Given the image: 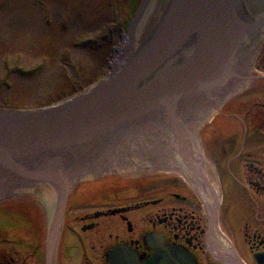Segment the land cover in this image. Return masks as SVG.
I'll return each instance as SVG.
<instances>
[{
  "label": "flooded vegetation",
  "instance_id": "af4514ba",
  "mask_svg": "<svg viewBox=\"0 0 264 264\" xmlns=\"http://www.w3.org/2000/svg\"><path fill=\"white\" fill-rule=\"evenodd\" d=\"M248 1L242 0V16L254 22L264 15V2ZM261 29L253 77L222 102L209 96V105L219 108L198 128L196 141L173 126L177 155L160 159L162 172L131 178L110 169L125 163L133 150L119 141L90 166L98 168L96 173L72 176L55 250L58 264H112L108 252L120 244L134 248L142 260L153 252L146 242L151 233L192 254L197 264H264V25ZM10 69L0 61V78ZM52 200L57 207V195ZM40 214L46 237L33 240L30 232L21 244L12 223L27 218L36 230ZM54 219L35 193H11L0 200V242L11 246L0 262L40 264L43 247L46 264ZM27 244L33 246L28 255L21 248Z\"/></svg>",
  "mask_w": 264,
  "mask_h": 264
},
{
  "label": "water",
  "instance_id": "95a60500",
  "mask_svg": "<svg viewBox=\"0 0 264 264\" xmlns=\"http://www.w3.org/2000/svg\"><path fill=\"white\" fill-rule=\"evenodd\" d=\"M152 1L142 0L130 19L126 60L117 71L53 104L0 107V200L37 182L55 188L58 204L46 264L55 260L67 202L65 176L72 182L75 174L96 173L97 167L89 168L102 152L138 133L153 132L148 142L163 143L167 135L157 133L162 126L168 125L175 138L173 126L188 134L192 125L181 113L182 103L195 100L210 111L205 96L217 95L219 101L234 77L239 76L237 83L248 77L236 74L235 66L244 37L264 25V15L246 20L240 0H170L158 24L139 42V27ZM244 54L243 69L251 64L250 55ZM192 111L197 114L199 108ZM146 242L153 252L142 260L134 248L120 244L108 252L111 263L197 264L183 248L166 245L160 233L148 234Z\"/></svg>",
  "mask_w": 264,
  "mask_h": 264
},
{
  "label": "rangeland",
  "instance_id": "374dc122",
  "mask_svg": "<svg viewBox=\"0 0 264 264\" xmlns=\"http://www.w3.org/2000/svg\"><path fill=\"white\" fill-rule=\"evenodd\" d=\"M140 1L0 0V61H6L11 66L9 75L0 78V90L3 89L0 91V106L37 107L86 90L95 80L112 70L114 54L125 43L128 24ZM248 2L249 5L253 4V0ZM242 4L240 0V9ZM253 9L259 10L260 7L253 6ZM239 52L234 72H255L258 58L243 69L245 54L242 49ZM15 62L18 63L17 66L12 65ZM237 78L239 76L234 77V86H230L228 93L232 88L238 87ZM9 83L11 86L7 87ZM205 97L209 98L208 95ZM198 103L200 102H196L192 109L195 112ZM167 126H162L163 130L157 133L165 137L167 135L164 144L172 142L178 149V141ZM197 132L198 130L192 133L196 140ZM146 138L142 132L132 136L128 143H122L133 150L125 163L117 167V173L132 178L162 172L161 169L165 166L145 165V162L151 161V157L143 147L136 146L149 143ZM136 148L140 150L136 151ZM164 152L169 156L167 151ZM130 165L137 167L129 168ZM231 186L229 181L224 184L227 199ZM37 217L40 224L36 230L29 225L27 218L12 223L11 231L14 230L15 233L13 237L20 238L21 244L25 243L24 239L30 232L33 240L38 239L40 234L42 241L46 237L43 217L41 214ZM10 247L0 242V255ZM21 248L25 249L26 255L33 250L30 244ZM44 258L42 247L40 264H44ZM55 259L54 264H58L57 258Z\"/></svg>",
  "mask_w": 264,
  "mask_h": 264
},
{
  "label": "bare ground",
  "instance_id": "6f19581e",
  "mask_svg": "<svg viewBox=\"0 0 264 264\" xmlns=\"http://www.w3.org/2000/svg\"><path fill=\"white\" fill-rule=\"evenodd\" d=\"M169 2L170 0H153L152 5L149 7V11L145 15L139 27V42L143 40V38L147 35L148 31L152 29L153 26L158 24L159 20L161 19L163 11H165L166 6ZM263 2L264 0H259L260 6L261 4H263ZM261 38H262V29L247 34L241 43L244 51H246V53L250 55L251 61L255 60L258 55V45ZM245 82H246L245 79L240 81L241 84L242 83L244 84ZM188 100H192V99H188ZM194 104H195V100H192L191 102H188L186 104L182 103L181 106L182 107L181 113L186 118V122L188 123V126L192 125L190 127L191 129L188 128V132H187L188 134L191 135L190 137H193L192 132L196 131L198 127L202 126L203 122L207 120L209 118V115L211 114L209 108H206V106L202 105L201 103H198V105H196L199 108V112L197 114H194L191 109V105ZM152 133L151 132L149 134L147 133L146 135L147 140H150V138H154V134ZM136 146L143 147V149H145L149 153V158L150 157L153 158L151 161L145 162L146 163L145 165H149L151 167L157 165L163 166V163L160 161V159H163L166 156L164 151H167L171 158L175 157L174 155H176L177 153V149L172 144V142L164 144L163 140H158V139H157V144H153L152 142L149 143L146 142L143 144H138ZM139 150L140 149L136 148V151ZM157 150H159V152H157ZM134 167L137 166H133V165L129 166V168H134ZM65 177L67 184H70L71 182L69 181L68 177L67 176ZM26 190L27 192H32L38 195L43 205L45 206L46 210L48 211L49 216L51 217V219H53L56 211V201L52 200L53 195L55 193V188L51 184L37 182L32 184Z\"/></svg>",
  "mask_w": 264,
  "mask_h": 264
}]
</instances>
